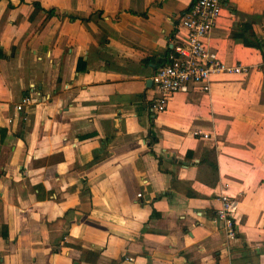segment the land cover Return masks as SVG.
I'll list each match as a JSON object with an SVG mask.
<instances>
[{
  "label": "crops",
  "instance_id": "0c3cea01",
  "mask_svg": "<svg viewBox=\"0 0 264 264\" xmlns=\"http://www.w3.org/2000/svg\"><path fill=\"white\" fill-rule=\"evenodd\" d=\"M191 2L0 0V264H264V54L231 37L264 41V0H225L206 41L245 74L151 115Z\"/></svg>",
  "mask_w": 264,
  "mask_h": 264
},
{
  "label": "built area",
  "instance_id": "2783aa9c",
  "mask_svg": "<svg viewBox=\"0 0 264 264\" xmlns=\"http://www.w3.org/2000/svg\"><path fill=\"white\" fill-rule=\"evenodd\" d=\"M224 2L225 0H192L178 17L175 31L168 40L169 52L164 63L150 77L153 96L147 106L151 115L164 112L171 96L177 93H187L190 89L208 93L210 79L216 74H245V67H225L206 42ZM261 50L264 54V41ZM32 103L31 96H23L14 107L15 114L20 115ZM193 135L206 138L199 132H194ZM218 202L213 222L218 225L225 239L233 240V201L227 195L219 193ZM126 260L131 261L129 258Z\"/></svg>",
  "mask_w": 264,
  "mask_h": 264
},
{
  "label": "trees",
  "instance_id": "16d2710c",
  "mask_svg": "<svg viewBox=\"0 0 264 264\" xmlns=\"http://www.w3.org/2000/svg\"><path fill=\"white\" fill-rule=\"evenodd\" d=\"M34 8H35V10H40V8H39V6L38 5H34ZM47 13V15H51L52 13L50 12V11H47L46 12ZM70 20H73V18H70ZM82 22V21H81ZM243 29V28H242ZM240 30V34L238 35V34H232L231 35V37L233 38V39H238V40H240L241 41V44L244 46V47H258V48H260L261 49V46H262V42H250L248 39H246L245 37H243V35H242V32H243V30ZM247 30H248V27L247 26H245V32H247ZM161 66V65H160ZM2 237H4V234L2 235Z\"/></svg>",
  "mask_w": 264,
  "mask_h": 264
}]
</instances>
